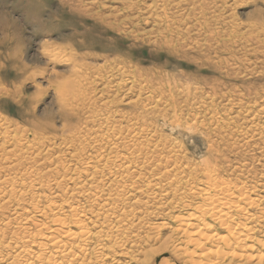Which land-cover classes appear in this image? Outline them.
Instances as JSON below:
<instances>
[{
	"label": "rangeland",
	"instance_id": "obj_1",
	"mask_svg": "<svg viewBox=\"0 0 264 264\" xmlns=\"http://www.w3.org/2000/svg\"><path fill=\"white\" fill-rule=\"evenodd\" d=\"M226 202L264 254V0H0V264L71 206L138 264H192L177 217Z\"/></svg>",
	"mask_w": 264,
	"mask_h": 264
},
{
	"label": "bare ground",
	"instance_id": "obj_2",
	"mask_svg": "<svg viewBox=\"0 0 264 264\" xmlns=\"http://www.w3.org/2000/svg\"><path fill=\"white\" fill-rule=\"evenodd\" d=\"M164 12L165 11H163V13ZM34 124L35 125H33V127L36 133L44 132V130H46L45 125L41 123ZM209 175L212 176V171H209ZM221 184L222 183H218V185H214L213 188L216 189V191H223L224 188H220ZM91 196L94 198L96 203H102L99 205L102 209L106 210L109 205H113L111 203L113 200L111 195L104 191L94 190L91 193ZM210 198L211 196L208 197V199ZM215 202L217 203L218 200H215L213 203ZM213 203H209L208 206L205 205L201 206L200 208H196L194 213L177 217L179 223L177 230L182 234L178 239V245L172 247L173 253L174 251H181L183 255H187L191 257V259L194 258L191 262L189 261L191 259L188 260L186 257L187 260L192 264H210L212 257H218V259H220L222 253L220 251V247H216L215 249L208 248V246H210L209 244L221 242L217 244L220 245L225 242L229 247L233 246L231 249H229L232 250L231 253H228L233 257L242 258L243 256H248L253 260H257L259 264H262L264 261L263 253L259 252L254 255L244 254L247 252V248L250 247L249 243L252 240V233L250 232L252 229L249 228L245 223L236 222L235 217L230 218L231 212L233 210L236 209L237 211H243V209L240 206H233L232 203L226 202L223 203V207L225 209L227 208L226 212H224V210H218L220 209L219 206H215L216 203ZM51 205H56V202H53ZM70 209L72 212V217H74L75 220L73 222L72 228L69 225L68 216H55L51 221L47 220L45 222H36L35 227L37 228V231L26 232V236L23 238L24 242L20 247L17 248L19 252L14 257L22 256L26 253L27 257H25L22 264H138L137 262H134L137 260L133 259L132 251L134 250L128 248L130 238L124 239L121 236H115L114 232L105 234L103 232L104 230L102 232H98L99 230L97 232L92 231V224L93 228H98V226L101 224L100 218H98L99 215L92 218L91 215L93 212H80V209L77 206H71ZM111 213L112 211L110 212V215ZM44 215L46 214L43 213L42 216ZM211 215L213 219L219 222L224 228V234L226 233V235H220L215 231L213 224L207 221ZM228 218L230 219L227 220ZM49 222H52L51 226H49ZM37 237L38 239H36ZM4 238L5 237L3 236L0 241H3ZM25 244L31 249H28ZM95 246L98 247L99 250L97 253L93 252V247ZM193 246L194 250L199 249L201 252H203V255L200 256L206 258L205 263L203 260L198 263L196 262L197 260L195 258H197L199 255L196 256V251L194 252L193 249L189 251V249ZM237 251L243 253L238 254ZM175 254L178 255L177 253ZM146 255H150V253L146 252ZM211 255L213 256L211 257ZM219 255L221 256L219 257ZM103 258H105V260L110 259L112 263L104 261ZM126 258L129 260H126ZM1 260H6V256L3 255ZM163 264L169 263L164 261Z\"/></svg>",
	"mask_w": 264,
	"mask_h": 264
}]
</instances>
